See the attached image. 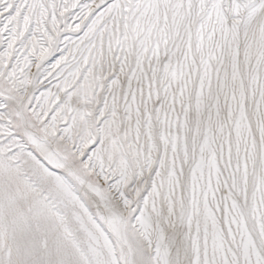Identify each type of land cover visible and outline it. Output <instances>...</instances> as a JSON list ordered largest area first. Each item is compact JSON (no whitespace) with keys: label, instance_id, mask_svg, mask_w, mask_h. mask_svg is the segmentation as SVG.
<instances>
[{"label":"snow or ice","instance_id":"snow-or-ice-1","mask_svg":"<svg viewBox=\"0 0 264 264\" xmlns=\"http://www.w3.org/2000/svg\"><path fill=\"white\" fill-rule=\"evenodd\" d=\"M0 264H264V0H0Z\"/></svg>","mask_w":264,"mask_h":264}]
</instances>
